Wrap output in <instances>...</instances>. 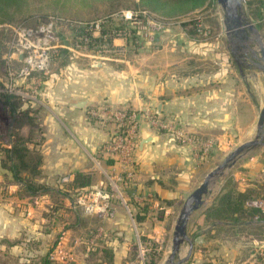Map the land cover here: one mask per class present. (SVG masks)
I'll return each instance as SVG.
<instances>
[{"label":"rangeland","instance_id":"374dc122","mask_svg":"<svg viewBox=\"0 0 264 264\" xmlns=\"http://www.w3.org/2000/svg\"><path fill=\"white\" fill-rule=\"evenodd\" d=\"M169 1L165 8L154 2L150 4L148 0H0V44L5 49L0 57L1 62L3 60L0 95L12 96L35 113H57V108L50 104L53 94L40 97L38 93L47 84L58 83V75L48 79V74H36L19 80L9 78L6 69L12 51L13 29L52 18L60 23L63 43L72 50L57 49L52 53L49 71L59 67L62 71L66 69L68 82L73 77L80 78L75 73L80 68L73 65L85 57L70 53L79 52V48L73 47L74 35L70 34L66 22H82L91 27L88 29L95 37L105 30L103 36L109 38L108 43L97 42L94 48L110 52L107 53L108 59H113V64L122 65L123 62L136 69L149 67L150 76L156 79L161 74L159 66L163 67V61H176L175 82L171 86L175 97L172 101L178 100L177 104L167 106L169 117L163 114L160 118L153 114L143 121L135 120L131 113L135 108L132 107L129 110L105 107L103 110L126 114L120 121L104 122L110 128L114 126L115 130L113 134L103 136L98 151L94 152L96 161L103 163L101 170L94 174L100 180L99 189L111 196L105 216L85 213L76 203L83 188L71 187L73 179L70 180L62 168H48L51 157L47 156V137L43 136V131L37 129L29 134V126L23 124L25 129L21 133L10 136L7 125L0 119V264H39L44 258L49 264H81L84 246L91 250L92 244L100 239L107 244L101 245L102 252H110L107 264H166L175 212L163 217V232L152 233L148 227L143 230L137 225V218L130 219L135 224L131 240H126L123 234L113 239L115 231L109 230L114 226L118 208L125 212L122 199L130 198L125 193L127 185L135 181L136 164L133 160L141 129L145 127L157 135L156 146L162 149L163 144H168L189 158L193 166L187 174L192 181L187 187L193 189L234 148L253 138L259 110L264 106V75L253 64H261V61L252 58L249 49L260 57L256 37L264 47V11L262 17L257 18L249 12L245 0L242 13L256 28V34L248 31L247 48L237 43L232 48L221 21L222 10L215 0H211L213 3L205 0L202 5L187 11H184L188 7L185 3L180 8L179 4L173 3L176 0ZM250 11L256 12L254 7ZM129 13L130 19H126L124 15ZM96 24L99 31L94 29ZM59 51L64 52V57H53ZM74 62L76 64H72ZM18 66V63L14 64V69L17 70ZM110 76L116 77L115 74ZM167 77L171 79V73ZM2 109L5 112L0 110V115L9 117L8 110ZM37 119L34 125L41 124ZM13 140L24 142L20 152L24 161L17 168L19 177L12 174L7 160ZM43 161L46 165L39 168ZM109 161H115L119 171L113 168V163L107 165ZM21 176L33 190L25 189L26 183L19 181ZM261 178H264V144L248 151L231 168L223 170V174L211 178L207 188L209 193L204 196L206 203L193 214L187 226V236L192 240L191 250L184 242L172 262L264 264V210L256 204L264 199L258 194L260 186L255 185ZM212 181L215 183L211 184ZM179 182L182 183L183 179ZM238 194L246 195L243 198V210L246 211L243 212L247 216L231 210L227 215H235L238 220L222 216L205 219L204 213L209 206L225 195L231 200ZM125 202L128 206V201ZM252 209H257L263 219L250 216L247 212ZM85 218L97 226L105 225L107 231H101L100 227L90 230ZM85 235L89 240L83 237ZM113 241H118L121 246L127 242L131 246L127 256L122 258L120 254L116 263L111 258L115 249ZM93 256L97 263H104L97 252L90 254L88 259Z\"/></svg>","mask_w":264,"mask_h":264},{"label":"crops","instance_id":"0c3cea01","mask_svg":"<svg viewBox=\"0 0 264 264\" xmlns=\"http://www.w3.org/2000/svg\"><path fill=\"white\" fill-rule=\"evenodd\" d=\"M86 53L90 57L81 58L80 61H77V65H73L76 69L80 68V71L74 70L77 75H80V78L73 77V79L78 80L71 79V82H68L65 74L66 69L62 71L61 67L58 70L50 69L48 79L58 75L60 81L47 84L46 88L40 89L38 95L46 97L52 93L50 104L57 108V110L55 109L57 113L48 111L39 114L40 112L36 111L37 113L34 115L41 121L37 127L44 132L43 136L47 137L45 143L47 156L51 157L50 159L48 157L49 163H51L48 168H62L68 178L73 179L70 186L80 188L99 186L100 180H97V176L94 174L101 170L103 163L96 161L97 154L94 152L98 151L103 136L111 135L115 130L114 126L111 125L110 128L104 122L120 121L122 117L120 118L119 114H125L123 111L104 112L105 107L122 110L124 108L129 110V107L135 108L131 112L135 120L143 121L150 119L149 117L153 114L159 115L160 118L163 114L169 117L167 106L178 103V100L172 101L175 97L172 95L174 89L171 86V83L175 82L173 78L175 77L176 66L174 63L176 61L169 60L170 63L167 59L163 61V67L159 66L161 74L154 79L153 76H150L149 67L144 69L140 66L136 69L134 66L128 67V64L124 65L123 62L122 65H116L112 63L113 59L97 61L91 66L92 52ZM60 56L62 57V55ZM125 61L128 60L125 59ZM72 64H76V62ZM168 73H171L169 80ZM114 74L116 77L110 76ZM64 76L66 80L61 84ZM80 102H83L81 106L78 105ZM148 137H152L154 141L140 147V141ZM157 142V135L150 129L145 127L141 129L136 140L137 150L133 160L136 164L135 181L127 185L125 196L130 198L125 200L128 201V206L122 199L125 203V205L122 204L125 212L118 208L114 215V226L109 229L115 231L116 237L112 236L113 239H117L122 234L126 240L132 239L135 224L130 222L131 218L135 220L137 218L139 220L137 225L142 226L143 230L148 227L152 233L163 232V217L172 215L174 212L177 215L183 200L193 190L192 187H187V184H191L192 181L189 180L190 175L187 173L193 163L189 162V158L186 159L179 149L168 146V144H163L161 149V146L155 145ZM153 162L154 164H152ZM112 163L113 168L115 167L119 171L115 161H109L107 165ZM156 163H159L158 167L155 166ZM44 165L46 164L43 161V165L39 168H43ZM181 179H183L182 183L179 182ZM255 183L257 187L263 185L264 178ZM85 223L92 231L99 227L101 231L102 229L107 231L105 225L97 226L98 224L95 222H88V218H85ZM92 231H89V234ZM83 237L89 240L88 235ZM102 244L106 243L100 239L92 244L91 250L84 246L85 254L83 257L81 255V264H99L95 261L94 256L88 259L90 254L96 252L104 260L103 264H107L106 259L110 258V252H102ZM122 244L123 246L119 245L118 241H113L115 249L112 250L111 258L115 263L118 262L117 258L120 254L122 258H125L127 250L131 248L127 242Z\"/></svg>","mask_w":264,"mask_h":264},{"label":"water","instance_id":"95a60500","mask_svg":"<svg viewBox=\"0 0 264 264\" xmlns=\"http://www.w3.org/2000/svg\"><path fill=\"white\" fill-rule=\"evenodd\" d=\"M215 2L222 10L223 15L221 21L224 26L227 41L230 42L231 47L233 48L234 43H237L239 46L247 48V33L248 31H252L256 34V28L246 20L245 16L242 13V8L245 0H215ZM256 42L258 44L260 57H257L251 49H248L249 52H251V57L255 60H260L261 64L253 63L252 59H249V61H251L254 66L259 69L264 75V47L262 46L258 37H256ZM230 52L235 56V53L232 49ZM236 62H238L237 59ZM6 96L7 95H0V110H2V113L5 112L2 108L8 110L10 116L4 117V115H0V119L4 120L5 124L7 125V128L9 129L8 134L10 136L12 135V133L18 135L19 132L21 133V130L25 129V126H23V124H27L29 126V134L34 133V131L37 129L39 130L37 125H34V121L36 119L34 117V110L22 106V104H20L18 100L12 97L7 99ZM82 104L83 102L78 103V105L80 106ZM153 141L154 139L152 137L145 138L140 141L139 146L142 147L143 144ZM22 142L23 141L20 140H13L12 144L18 145L23 151L22 145L24 144V142L23 144ZM263 144L264 106L259 110L255 126V134L253 138L234 148L226 157H224L223 161L220 164H218L214 169L206 174L199 185L195 189H193L183 200L175 218L171 238L170 255L167 259L166 264H178L177 262L173 263L172 259L180 250V247L184 242H187V244L189 245V251L191 250L192 240L187 236V226L193 214L199 208L203 207L206 203L204 200V196L209 193V189L207 188L210 179L216 178L217 176L223 174V170L231 168V166L248 151H250L257 145ZM212 183L215 182L212 181L211 184ZM211 184L209 186H211Z\"/></svg>","mask_w":264,"mask_h":264},{"label":"built area","instance_id":"2783aa9c","mask_svg":"<svg viewBox=\"0 0 264 264\" xmlns=\"http://www.w3.org/2000/svg\"><path fill=\"white\" fill-rule=\"evenodd\" d=\"M124 16L126 19H130L131 14L129 13ZM56 23V20L50 18L35 27L17 26L13 29L12 51L8 56L9 63L6 64L9 78L22 80L30 78L34 73L42 75L49 74L51 54L57 51V49L72 50L71 47H68L60 41L56 33ZM73 25L75 24H71V26ZM94 29H98V24L94 26ZM74 39L75 42L72 45L73 47H78L79 52L70 53L80 57H90L86 52H92L91 66L97 61L108 60L107 53L110 52H101L94 48V45L98 44L97 41L88 39L84 34H77L74 36ZM17 63L19 66L15 70L14 64ZM125 115L124 113H120L119 117L123 119ZM82 190L83 194L76 200V203L83 208L85 213L105 216L109 209V200L111 197L109 193L99 189V186H91L83 188ZM256 204L264 210V201L257 202Z\"/></svg>","mask_w":264,"mask_h":264},{"label":"trees","instance_id":"16d2710c","mask_svg":"<svg viewBox=\"0 0 264 264\" xmlns=\"http://www.w3.org/2000/svg\"><path fill=\"white\" fill-rule=\"evenodd\" d=\"M203 1L205 0H176L174 1L173 3L175 4H179L178 6H180V8L183 6V4L185 3L188 7L186 8V10L184 11H187L189 9H194L196 8L197 6L199 5H202ZM211 1V0H210ZM148 2L151 4L152 2L160 5V6H163V7H167L168 6V3L170 2L169 0H165L164 1V4H163V0H148ZM211 3H213V1H211ZM246 6L249 10V12H251L252 15L256 16L258 18V16L262 17V14H263V11H264V2L263 0H247L246 1ZM255 9V13H252V11H250L251 8ZM47 20L43 21L42 23L46 22ZM57 22V21H56ZM41 24V23H39ZM39 24H35V25H32L31 27H35ZM60 23L57 22L56 23V33L60 39V41L63 42V35L62 33L60 32L59 28H60ZM67 26H68V29L70 31V34L71 35H77V34H84L88 39H91V40H94V41H97V42H100V43H108V39L109 38H105L103 35L105 34V30H101L99 36H93L92 35V32L88 29L89 28V25L88 24H85V23H82V22H66ZM71 24H75L73 26H71ZM79 24V25H77ZM66 26V27H67ZM4 48L2 47V45L0 44V57L1 55L3 54L4 52ZM90 50V49H89ZM60 55H62V57L64 56V52L63 51H59L58 54L56 55H53V57H59L60 59ZM61 57V58H62ZM52 59V57H51ZM3 64V60L1 62V58H0V73H1V66ZM36 73H34L32 75L35 76ZM7 99L11 98L12 96H6ZM22 150L20 149V147L18 145H13V148L12 150H10V154L7 155V160L10 162V170L12 172V174H16L15 176L16 177H19V173L17 171V168L18 166L20 165L21 162L24 161V158H23V154H21ZM19 175V176H18ZM19 181L20 183H26L25 185V189L26 190H33V188L26 182V180H24V178L21 176V178H19ZM25 181V182H24ZM264 184L262 186L259 187V196L262 197L264 199V195H262V193L264 194ZM246 195L244 194H238V196H236L235 198H232L231 200L228 198V195L224 198H220L219 200H217L215 202V204L213 206H209L207 209H206V212L204 213L205 214V219H208V217L211 219V218H214L212 216H215V217H230L234 220H238V217L235 216V215H230L228 216L227 214H229V212L231 210H234V211H239L241 216H247V214H244L243 211H246V210H243V201H244V197ZM221 200V201H220ZM249 211V210H247ZM250 216H254V217H257L258 219H263V216H259V211L257 209H252L250 212H247ZM39 264H49V261L44 258L42 260H40Z\"/></svg>","mask_w":264,"mask_h":264}]
</instances>
